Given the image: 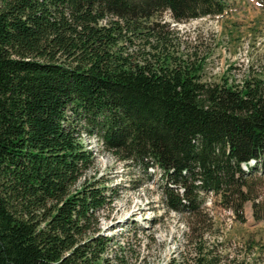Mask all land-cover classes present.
<instances>
[{"label": "trees", "instance_id": "obj_1", "mask_svg": "<svg viewBox=\"0 0 264 264\" xmlns=\"http://www.w3.org/2000/svg\"><path fill=\"white\" fill-rule=\"evenodd\" d=\"M226 8L227 0H0V264H109L98 219L115 194L87 178L94 154L81 142L83 122L116 155L145 167L150 156L177 180L190 177L186 198L241 189L264 168V81L202 82L204 58L165 53L167 38L152 35L158 23L145 27L165 12L182 23ZM143 34L154 38L147 53L119 46ZM250 160L252 171H240ZM176 194L173 207L190 204ZM198 208L192 222L203 226ZM207 231L192 229L183 264H244L209 246Z\"/></svg>", "mask_w": 264, "mask_h": 264}, {"label": "rangeland", "instance_id": "obj_2", "mask_svg": "<svg viewBox=\"0 0 264 264\" xmlns=\"http://www.w3.org/2000/svg\"><path fill=\"white\" fill-rule=\"evenodd\" d=\"M227 4L221 17L176 23L165 12L145 27L158 23L152 35L155 38L161 31L167 38L165 53L197 62L204 58L202 82L264 81V0H227ZM65 12L67 17L69 11ZM154 38L143 34L119 46L135 56L145 54L150 51L149 39L153 43ZM81 125V142L94 154L87 178L99 179L115 194L98 219L99 234L111 240L104 254L109 264H183L192 229H207L206 241L222 256L244 264H264V168L258 166L253 176L243 178L241 189L224 187L219 196L201 189L186 198L184 189L192 187L190 177L186 182L177 180L150 156L145 167L134 154L116 155L94 135H86L85 123ZM247 163L240 162L239 170L252 171L253 163ZM240 178L237 173L236 179ZM176 191L182 203L190 204L173 207L170 200ZM195 207L204 215L206 226L192 222L189 210Z\"/></svg>", "mask_w": 264, "mask_h": 264}, {"label": "flooded vegetation", "instance_id": "obj_3", "mask_svg": "<svg viewBox=\"0 0 264 264\" xmlns=\"http://www.w3.org/2000/svg\"><path fill=\"white\" fill-rule=\"evenodd\" d=\"M227 7H228V4H227ZM227 9V8H226ZM225 12H226V10L224 11V13L222 14V15H219V16H214V17H206V18H215V17H221V16H223L224 14H225ZM169 14V13H168ZM200 19H204V18H200ZM200 19H196V20H200ZM196 20H191V21H196ZM187 22H189V21H187ZM182 23H185V22H182ZM151 50V49H150ZM203 72V71H202ZM201 75H202V73H201Z\"/></svg>", "mask_w": 264, "mask_h": 264}]
</instances>
